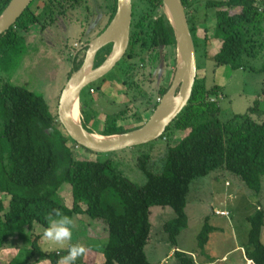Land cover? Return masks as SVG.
<instances>
[{"label": "trees", "instance_id": "trees-1", "mask_svg": "<svg viewBox=\"0 0 264 264\" xmlns=\"http://www.w3.org/2000/svg\"><path fill=\"white\" fill-rule=\"evenodd\" d=\"M10 1L0 0V14ZM162 1L132 0L130 41L127 52L121 59L126 65L127 74L134 68L142 69V63L155 64L162 47L171 49L172 57H176V39L173 28L162 11ZM85 3L86 0H44L40 14L29 5L16 23L1 35L0 50L14 45L17 29L28 31L30 24L34 23L45 28L54 23L58 15ZM116 4L117 0H114L109 22L115 15ZM183 4L196 53L201 48V56L208 55L206 47L211 39L208 26L204 27L209 21L208 14L203 15V24L199 27L196 24L201 17L198 10L212 9L215 36L221 38V46L212 56L215 65L228 66L233 70H255L252 61L261 60L258 70L263 73V95L264 1L183 0ZM235 7L240 8V11L232 13L231 9ZM199 28H203V33H199ZM196 36L202 39V46ZM5 49L2 51L6 52ZM111 49L112 44H109L99 50L95 67L106 59ZM134 59H139V62H134ZM82 62L75 58L68 78ZM197 68L199 69L198 62ZM141 80L125 79L128 87L126 93H132V101L140 99L141 105H135L133 109L128 104L113 114L104 111L102 118L97 120L99 123L104 122V129L98 133L116 134L142 125L143 123H139L147 110L141 112L140 107L146 106L152 112L158 104L157 98L171 84L160 87L158 97L153 99L149 91L144 89ZM105 81L106 77L99 80L102 84ZM100 86L95 82L87 86V92L91 96L86 101L87 104H82L81 95L82 113L86 106L95 102L90 88L101 91ZM220 94L225 96L219 84L208 86L204 77L196 78L188 104L158 138L166 143L160 166H155L152 160L154 145L147 149L143 148L144 144L143 147L137 145L141 147L137 165L146 176V182L140 185L124 174L116 158L110 156L98 159L79 154L74 149L77 143L63 132L58 116L50 111L44 95L10 81L1 82L0 257L8 244L17 238L27 245L30 255L25 258L13 257L6 262L0 261V264H32L34 259L38 261L45 258L51 264H58L67 251H45L40 242L43 233L34 234L36 225L46 230L52 220L59 218L57 213L71 220L76 215H88L104 224L108 239L101 248L104 255L102 264H151L145 252L151 240V207L158 205L173 209L175 216L164 223V230L171 243L176 245L177 236L189 224L186 207L190 185L194 179L223 170L238 177L250 195H259L261 177L264 174V106L262 107L258 97L246 112L235 113L222 120L219 102L223 97ZM134 119H138V125L123 127L125 122ZM84 127L89 132H97L85 124ZM177 138L178 141L173 142ZM62 164L66 168L58 178V168ZM64 183H69L71 187L70 206L58 196ZM108 190H114L119 195L123 213L117 212L111 205H103L102 197ZM5 196H9L7 203ZM247 220L250 229L245 245L246 257L254 264H264V210L259 207ZM207 221L197 235L199 247L202 248L215 229ZM174 254L180 264H197L193 255L185 251L175 250Z\"/></svg>", "mask_w": 264, "mask_h": 264}, {"label": "rangeland", "instance_id": "rangeland-1", "mask_svg": "<svg viewBox=\"0 0 264 264\" xmlns=\"http://www.w3.org/2000/svg\"><path fill=\"white\" fill-rule=\"evenodd\" d=\"M43 1L44 0H33L30 5L34 11L40 9L42 12ZM103 3L105 8L107 2ZM79 8L67 10V15L69 14L68 16H72L73 18H70L71 21H69L72 24L68 26L67 31L60 34L59 40L55 46L47 45V40L39 39V37L33 38L32 41H30L31 31L23 32V30L17 29L14 37V45L10 48L5 49L4 47L0 50V83L4 80L10 81L13 84L24 86L36 93L44 95L50 106V111L54 115L57 114L59 98L57 100L58 90H55L54 86H52L51 71L55 70V72H58L59 74L55 77L60 79L62 74L59 70L65 66L67 71H64V73L65 79H67V74L70 73L74 67L72 54L76 50V43H82L88 38L89 42L90 39L97 36L102 30H98L99 32L94 31V33L91 32L92 28H87L89 22L86 20V12L84 14L82 11V8H85V10L87 9V2L83 6H79ZM239 11L240 8L235 7L231 9L232 13ZM198 12L199 16H201L199 22H196L198 27L200 24H203V15L205 13L208 14L209 21L204 27L208 26V34L214 39L215 43H212L213 45L211 44L210 47L211 51L215 52L221 45V38L215 36V22L213 21L214 11L212 9L205 10L200 8ZM56 22L57 21L52 23V25ZM76 22L84 25V29L81 30V25L78 24V26H73ZM36 26L37 24H30L29 29L33 28V30H35ZM199 33H203V28H199ZM196 38L197 40L199 39L197 36ZM198 42L200 46H202V39H199ZM4 49L7 51H2ZM41 49L44 50L43 54L38 52ZM86 49L87 46L81 50L76 57V61H83ZM57 50L59 56H65L63 60H60L57 56ZM159 52L164 54V65L161 63L159 57V62H156L152 66H146L145 63L144 65L140 64V67L143 66L142 69L134 68L130 74H127L126 65L121 61L105 76L107 79L106 84H104L105 82L103 84L100 83L99 80L96 81V85L101 84V91L97 89L96 93L94 89L95 95H92V97L96 99L95 102H97V104L94 108H88V106L85 107L83 105L85 110L83 115L81 113L80 116L82 122L98 133L104 129V122H98V118H102L104 111L113 114L115 111L120 110L128 104H130L133 109L135 105H141L140 99L132 101V93H126L128 87L124 80L128 78L134 80L141 78L142 80L140 82L143 83L144 89L149 91L150 97L153 99L157 98L160 87L167 86L171 83V77L175 69V57H172L171 49L162 47L159 49ZM201 52V48H198L197 62L199 68H201L203 64L208 67V83L214 76V81L216 83L223 82L224 79L220 75L222 70L226 73V78L230 77L224 84V86L228 84L224 89L225 96L219 102L222 110V120L228 119L235 113L246 112L248 107L253 105L258 97L260 104L262 107L264 106V94L262 95L261 93L263 73L258 70L261 67V60H255L256 62L252 61V64L256 67L255 70H233L226 66L220 68L218 72H216V75H214V69L220 66H213V62L201 56ZM33 55L38 59L37 63L35 65L26 64V57H32ZM134 62H139V59H134ZM201 75V71L198 70L197 77H201ZM87 88L88 87L82 92V104H87L86 101L89 100L91 96V94H88ZM144 110H147V112L143 115V120L139 124L144 123L152 113L146 106L140 107L141 112ZM137 121L138 119L127 121L123 127L129 128L133 125H138ZM178 139L179 138L175 139L173 142L178 141ZM151 145H154V156L152 155V160L155 163L154 165L160 166L162 155L165 153L166 143L164 140L158 139L144 144V147L141 145V147L147 149L151 148ZM141 147L136 146L96 154L79 145L74 146V149L77 150L79 154L87 157L95 156L98 159H105L111 156L116 158L124 174L132 181L142 185L146 182V176L137 165V155ZM65 168V164L59 166L58 169L60 170L57 172L58 178L63 175ZM220 172L223 171L216 170L192 181L186 207L189 224L188 227L183 229L177 236L176 245L171 243L168 234L164 230V223L173 219L175 216L173 209L171 207H162L158 205L151 207V240L145 248V252L151 264H180L174 254L175 250L185 251L193 255L197 264H204L207 262L210 264H249L246 263L247 259L244 251L250 229V223L247 217L254 213L259 207L264 210V174L261 177V192L259 195H250L245 184L242 183L238 177L232 175V173L226 172L227 178L224 176L216 178ZM62 187L58 196L70 206L72 203L70 184L64 183ZM4 200L5 203L9 202V196H5ZM102 202L104 206L111 205L115 207L119 213H123L124 211L120 197L114 190L106 191L103 194ZM211 207L218 209L214 211L216 213L217 211L226 212L227 214H224L226 216L215 214L211 211ZM206 218H208V221ZM206 221L215 227V229L210 233L208 242L202 248L199 247L197 235L203 229ZM72 222V237L66 242L64 247H68L69 245H81L101 249L103 244L107 241V232L101 221L93 220L88 215H76ZM44 231V228L40 225H36L34 228V234L39 232L41 234L44 233ZM41 236L44 237L43 234ZM262 241L264 243V226L262 230ZM40 242L43 249H47L52 244V242L48 241L45 237ZM26 247L27 245H25L21 239H14L2 252L0 261L6 262L13 257H27L30 255V249H26ZM58 248L61 247H53L55 250ZM168 254L169 256H167ZM224 255H226L225 258H223ZM78 259L75 260L74 264L79 261ZM97 264L100 263L97 262Z\"/></svg>", "mask_w": 264, "mask_h": 264}, {"label": "water", "instance_id": "water-1", "mask_svg": "<svg viewBox=\"0 0 264 264\" xmlns=\"http://www.w3.org/2000/svg\"><path fill=\"white\" fill-rule=\"evenodd\" d=\"M33 0H11L0 14V39L16 23ZM264 1V0H263ZM116 12L102 32L90 39L81 66L71 73L63 86L57 116L63 132L80 147L94 153H107L157 140L167 126L188 104L197 78V53L183 0H163L162 11L169 20L176 39L175 69L169 89L160 97L149 118L131 130L102 135L89 132L80 118L83 90L111 72L127 52L133 20L132 0H117ZM112 44L106 59L97 67V53ZM164 65V54L160 52ZM94 134H98L96 137Z\"/></svg>", "mask_w": 264, "mask_h": 264}, {"label": "crops", "instance_id": "crops-1", "mask_svg": "<svg viewBox=\"0 0 264 264\" xmlns=\"http://www.w3.org/2000/svg\"><path fill=\"white\" fill-rule=\"evenodd\" d=\"M86 2H87V9L85 10V8H82V11L84 12V14L86 12V14H85V16L87 17L86 20H87V22H89V24L87 25V28L88 29L92 28L91 32H94V31L95 32L96 31L99 32L101 29H104V27L109 22V19H110V16H111V9H112V5H113L114 0H87ZM103 2H107V5L105 6V8H104V5H103L104 4ZM75 8H77V7H75ZM69 10H72V9H69ZM36 13L40 14L41 10L40 9L37 10ZM68 15H67V11L64 14L58 15L57 19H56L57 22L54 25L51 24V25H49V26H47L45 28H43L39 23H34V24H37L35 30H33V28L28 29V31L32 32V34L30 35L31 36L30 37V41H32L33 38L39 37V39L47 40V45L55 46L57 44V41L59 40L60 34L63 33L64 31H67L68 26H70L72 24L71 22H69V21H71L70 18H72V16H68ZM77 24L81 25L80 26L81 30L84 29V25H82V24H80L78 22H76L73 26H75V25L78 26ZM77 28H79V27H77ZM88 39H85L82 43H76V48H75L76 50L72 54V59H73L72 62H73V64L75 62V58L77 57V55L81 52L82 49H84L87 46ZM218 40H219V38H218ZM212 43L214 44L215 42H214V39L211 38L209 40L208 45H207V53H208V55L203 56V57H205L206 60H209L210 62H213V66H216L215 62L212 59V56H214L218 52L220 47L217 48L215 52H212L211 51V47H210ZM38 52L40 54H43L44 50L41 49ZM57 56L60 58V60H63V57H65V56H61V55L59 56L58 50H57ZM37 60L38 59L35 57V55H33L32 57L27 56L25 61H26V64L35 65L37 63ZM63 68H60V70H59V72L62 74L60 79H57L55 77L56 75L59 74L58 72H55V70L51 71V74H52V79H51L52 86H54L55 90H58V92H57V100H58V98L60 96V92H61L63 86L65 85V83H66V81L68 79V75H69V73H68L67 77H66L67 79H65L64 71H67V70L65 69V66ZM207 68L208 67L205 64H203L202 67L198 69L199 71H201V74H202L201 77H204L206 79L208 86H211L213 84H219L221 86V92L224 93V89L228 85V84H226L224 86V84L228 81V79H230V77L226 78L225 77L226 73H224L223 70H222L220 75L224 79L223 82L216 83L214 81L215 80V76H214L213 78H211V81L208 83V73L209 72H208ZM220 68H222V67H218V68L214 69V71H213L214 75H216V72H218V70ZM106 83H107V80H106V82L104 84H106ZM96 93H97V90H96ZM92 95L94 96L95 92H93ZM95 101H96V99H95ZM96 104H97V102L92 103L91 105L88 106V108H94L96 106ZM82 115H83V113H82ZM220 171H223V170H220ZM220 176H224L225 178H227L226 177L227 176L226 175V171L220 172V174L216 178H218ZM70 189H71V187H70ZM215 210H218V209H214L213 207H211V211L212 212H214ZM214 213L217 214L216 212H214ZM223 216H226V215H223ZM43 238L44 237H42L41 240H43ZM83 247H84L85 251L80 256V258L78 257L79 259L77 258L79 261H77L76 264H97V262L102 264L104 262V255H103L101 249L92 248L90 246H83ZM67 248L68 247L58 248V249H56V251L57 252H64V251H67ZM54 250L55 249H53V251ZM244 251H245V248H244ZM245 255H246V253H245ZM167 256H169V254ZM225 257H226V255L223 256V258H225ZM246 259H247L246 263L254 264V262L252 260L248 259L247 257H246ZM49 261L50 260L47 259V258L41 259V260H38V261H37V259H34V261H32V264H51ZM58 264H65V262L62 259V260H60V262ZM204 264H210V263L207 262V263H204Z\"/></svg>", "mask_w": 264, "mask_h": 264}, {"label": "clouds", "instance_id": "clouds-1", "mask_svg": "<svg viewBox=\"0 0 264 264\" xmlns=\"http://www.w3.org/2000/svg\"><path fill=\"white\" fill-rule=\"evenodd\" d=\"M158 99H160V97H158ZM57 215L59 218L52 220L43 233V236L48 241L52 242L45 251L53 250L54 246L63 248L66 242L72 237V220L67 216H60L59 213H57ZM84 251L85 249L81 245H69L67 248V254L63 257L65 264H74L75 260L80 257Z\"/></svg>", "mask_w": 264, "mask_h": 264}, {"label": "built area", "instance_id": "built-area-1", "mask_svg": "<svg viewBox=\"0 0 264 264\" xmlns=\"http://www.w3.org/2000/svg\"><path fill=\"white\" fill-rule=\"evenodd\" d=\"M90 91H91V92H94V89L91 88ZM220 97H221V98L223 97L222 94H220ZM214 99H215V98H214ZM214 99H213V100H214ZM158 100H159V99H158ZM217 213H218V214H221V215L227 214L226 212H223V211H217Z\"/></svg>", "mask_w": 264, "mask_h": 264}, {"label": "flooded vegetation", "instance_id": "flooded-vegetation-1", "mask_svg": "<svg viewBox=\"0 0 264 264\" xmlns=\"http://www.w3.org/2000/svg\"><path fill=\"white\" fill-rule=\"evenodd\" d=\"M157 62H159V59H158V61H157ZM143 65H144V63H143ZM147 65H151V66H152L153 64H152V63H149V62H147V63H146V66H147ZM142 67H143V66H142ZM106 80H107V79H106ZM105 82H106V81H105ZM124 82H125V80H124Z\"/></svg>", "mask_w": 264, "mask_h": 264}, {"label": "bare ground", "instance_id": "bare-ground-1", "mask_svg": "<svg viewBox=\"0 0 264 264\" xmlns=\"http://www.w3.org/2000/svg\"><path fill=\"white\" fill-rule=\"evenodd\" d=\"M96 137H102V136H98V134H94Z\"/></svg>", "mask_w": 264, "mask_h": 264}]
</instances>
